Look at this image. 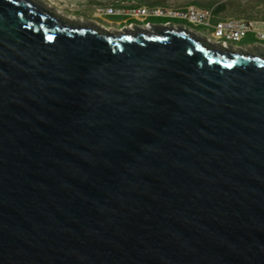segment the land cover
Instances as JSON below:
<instances>
[{"label":"water","instance_id":"1","mask_svg":"<svg viewBox=\"0 0 264 264\" xmlns=\"http://www.w3.org/2000/svg\"><path fill=\"white\" fill-rule=\"evenodd\" d=\"M0 264H264V45L0 0Z\"/></svg>","mask_w":264,"mask_h":264},{"label":"built area","instance_id":"2","mask_svg":"<svg viewBox=\"0 0 264 264\" xmlns=\"http://www.w3.org/2000/svg\"><path fill=\"white\" fill-rule=\"evenodd\" d=\"M96 11L104 16H122L124 25L128 27H150L152 23L164 27H186L205 40L207 34L220 33L221 43L208 41L213 44L230 46V40H243L248 35L254 41L264 42V19L225 17L212 7H202L196 3L176 8L162 5L104 4L99 5ZM161 17L171 20H153Z\"/></svg>","mask_w":264,"mask_h":264},{"label":"rangeland","instance_id":"3","mask_svg":"<svg viewBox=\"0 0 264 264\" xmlns=\"http://www.w3.org/2000/svg\"><path fill=\"white\" fill-rule=\"evenodd\" d=\"M46 7L55 12L64 15L78 22L96 23L100 26L116 31L120 29H132L134 27L125 26L111 22L110 17L100 15L96 9L99 5L120 4L123 6H152L162 5L166 7H182L190 3L200 2L202 7L215 8L224 4V8L218 13L221 16L264 19V0H38ZM153 4H144V2H155ZM197 4V3H196ZM198 5V4H197ZM120 18V16L112 17ZM103 26V27H104ZM264 44L260 41H254L250 35L246 36L240 42L234 44L235 47H242L245 50H253Z\"/></svg>","mask_w":264,"mask_h":264},{"label":"bare ground","instance_id":"4","mask_svg":"<svg viewBox=\"0 0 264 264\" xmlns=\"http://www.w3.org/2000/svg\"><path fill=\"white\" fill-rule=\"evenodd\" d=\"M144 28H147V27H144ZM207 41H212L213 43H221L220 33L207 34ZM240 41L241 40H230V45L234 46V44H236V43H238Z\"/></svg>","mask_w":264,"mask_h":264},{"label":"trees","instance_id":"5","mask_svg":"<svg viewBox=\"0 0 264 264\" xmlns=\"http://www.w3.org/2000/svg\"><path fill=\"white\" fill-rule=\"evenodd\" d=\"M157 1H155V2H144V4H153V3H156ZM199 6H202V4L200 3V2H196ZM224 8V4H220V5H218L217 7H215L214 9H215V11L216 12H219V11H221L222 9ZM153 20H155V21H158V20H160V21H166V20H171V19H167V18H165V17H161V18H154ZM250 38L253 40V38H252V36L250 35ZM264 43V42H263Z\"/></svg>","mask_w":264,"mask_h":264},{"label":"crops","instance_id":"6","mask_svg":"<svg viewBox=\"0 0 264 264\" xmlns=\"http://www.w3.org/2000/svg\"><path fill=\"white\" fill-rule=\"evenodd\" d=\"M110 17L111 22H115L116 24H121L122 22H124V17L120 16V18H112V17H116V16H108Z\"/></svg>","mask_w":264,"mask_h":264},{"label":"flooded vegetation","instance_id":"7","mask_svg":"<svg viewBox=\"0 0 264 264\" xmlns=\"http://www.w3.org/2000/svg\"><path fill=\"white\" fill-rule=\"evenodd\" d=\"M152 24H154V23H152ZM151 26H152V25H151ZM151 26H150V27H147L146 29L151 30ZM260 45H264V44H260Z\"/></svg>","mask_w":264,"mask_h":264}]
</instances>
